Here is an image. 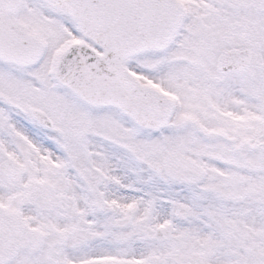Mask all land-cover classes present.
I'll use <instances>...</instances> for the list:
<instances>
[{"label": "snow or ice", "instance_id": "obj_1", "mask_svg": "<svg viewBox=\"0 0 264 264\" xmlns=\"http://www.w3.org/2000/svg\"><path fill=\"white\" fill-rule=\"evenodd\" d=\"M0 264H264V0H0Z\"/></svg>", "mask_w": 264, "mask_h": 264}]
</instances>
